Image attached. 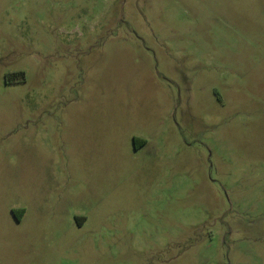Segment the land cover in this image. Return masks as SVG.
Wrapping results in <instances>:
<instances>
[{
	"label": "rangeland",
	"instance_id": "obj_1",
	"mask_svg": "<svg viewBox=\"0 0 264 264\" xmlns=\"http://www.w3.org/2000/svg\"><path fill=\"white\" fill-rule=\"evenodd\" d=\"M0 264H264V0H0Z\"/></svg>",
	"mask_w": 264,
	"mask_h": 264
},
{
	"label": "trees",
	"instance_id": "obj_2",
	"mask_svg": "<svg viewBox=\"0 0 264 264\" xmlns=\"http://www.w3.org/2000/svg\"><path fill=\"white\" fill-rule=\"evenodd\" d=\"M138 142V140H136V139H133V143H134V146H135V144ZM142 144H143V142H141ZM141 144V145H142Z\"/></svg>",
	"mask_w": 264,
	"mask_h": 264
}]
</instances>
